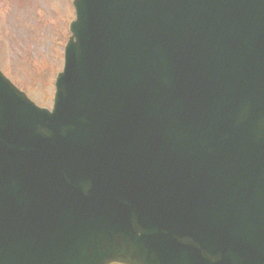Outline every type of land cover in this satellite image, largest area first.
<instances>
[{"label":"water","instance_id":"95a60500","mask_svg":"<svg viewBox=\"0 0 264 264\" xmlns=\"http://www.w3.org/2000/svg\"><path fill=\"white\" fill-rule=\"evenodd\" d=\"M52 113L0 76V264H264V0H75Z\"/></svg>","mask_w":264,"mask_h":264},{"label":"rangeland","instance_id":"374dc122","mask_svg":"<svg viewBox=\"0 0 264 264\" xmlns=\"http://www.w3.org/2000/svg\"><path fill=\"white\" fill-rule=\"evenodd\" d=\"M33 1L34 12L20 16L19 0H4L0 70L34 104L50 109L54 78L62 70L63 45L69 37L66 29L73 19V0Z\"/></svg>","mask_w":264,"mask_h":264}]
</instances>
